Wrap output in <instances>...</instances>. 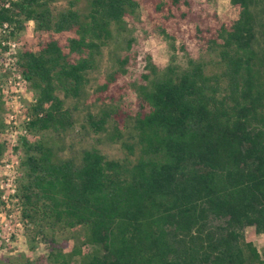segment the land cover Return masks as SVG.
<instances>
[{"label":"trees","instance_id":"16d2710c","mask_svg":"<svg viewBox=\"0 0 264 264\" xmlns=\"http://www.w3.org/2000/svg\"><path fill=\"white\" fill-rule=\"evenodd\" d=\"M58 1L0 0V49L18 43L15 69L33 93L13 147L15 196L30 249H45L15 264H263L244 228L264 238V0H228L236 16L212 13V24L190 0ZM141 8L143 38L156 31L173 51L191 26L201 54L179 64L171 53L162 67L145 54L133 96L121 97ZM28 21L32 41L19 38ZM104 48L114 66L78 116ZM4 113L0 94V132ZM77 122L121 155L68 150Z\"/></svg>","mask_w":264,"mask_h":264},{"label":"rangeland","instance_id":"374dc122","mask_svg":"<svg viewBox=\"0 0 264 264\" xmlns=\"http://www.w3.org/2000/svg\"><path fill=\"white\" fill-rule=\"evenodd\" d=\"M191 7L194 11L199 13L202 16L208 17V20L211 24L215 21L211 17L212 13H214L217 19L221 22H227L233 19L236 16V9L228 3V0H190ZM64 1H58L55 3L56 6H63ZM139 21L133 23V36L134 42L131 45V54H134L132 57L133 60L130 61L128 65H126L125 73L117 79V83L120 86L119 94L121 97H126L122 92L125 91L128 95V98L133 96V89L131 83L138 81V75L143 72V56L145 54H149L151 60L162 67L168 63L170 54H175L176 62L179 64H183L185 60V53L191 57H196L198 54H201V50L197 45V42L192 37V28L191 26H181L180 33H176L177 37L174 40L175 49L172 51L168 43L158 34L156 31H151L146 34V37L143 38L145 34V28L148 29L151 27V22L147 20L146 11L144 9H140L139 12ZM33 25L31 22H27L25 28L19 33V38L24 41H32L35 40L37 36L36 32L33 31ZM144 31V32H143ZM2 36L0 35V42L2 41ZM184 46V51H180L179 46ZM18 46V43H16ZM109 48H104L101 52V56L97 57L96 66L94 69L88 74V95L84 99H80L77 103V114L80 116L86 109V105L92 103L91 96V88L95 86L97 83L102 81V78L105 73H107L114 66V62L112 61V57ZM185 52V53H184ZM3 51L0 49V66L3 61ZM9 71L3 70L0 67V84H3L4 79L8 77ZM11 89L12 87H8ZM23 98L26 102L28 98L32 96V91L29 89L28 85L25 84L23 87ZM61 97V94L58 95ZM126 99V98H125ZM72 102V101H71ZM71 102L67 101V103L71 104ZM73 105V104H72ZM80 122V121H79ZM75 125L72 131H69L65 134L64 144L66 145L68 150L73 152L79 151L81 148H88L90 146H95L100 151L105 154L107 157H118L121 155L120 151L117 147L108 144L107 141L96 138V136L87 134L81 129L78 125ZM68 153V152H67ZM76 153H74L75 155ZM1 178V173H0ZM9 213L11 224L18 221L21 222L18 210L15 211L14 205L10 204ZM8 213V212H7ZM2 218V217H1ZM0 218V219H1ZM73 244L72 240L69 239L64 243V250L67 247H70ZM30 244L24 236V230L21 226L19 231H16V235L12 236L11 243L8 244L4 249L0 248V264L12 263L15 264L19 262L24 257L35 258L36 256H43L45 254V249L40 242L35 243L34 249H30ZM90 249V247H86ZM39 264H49L45 260L39 262Z\"/></svg>","mask_w":264,"mask_h":264},{"label":"built area","instance_id":"2783aa9c","mask_svg":"<svg viewBox=\"0 0 264 264\" xmlns=\"http://www.w3.org/2000/svg\"><path fill=\"white\" fill-rule=\"evenodd\" d=\"M7 5V2L4 4ZM6 27L5 23L0 26V35L2 29ZM8 47L3 51V61L1 66L3 70L9 71L8 77L0 84V94L3 100L5 113L3 115L4 129L0 132V140L5 142V150L0 158V248L4 249L11 243L13 235L19 231L22 224L16 221L11 224L9 213L10 204L14 205L15 211L19 205L15 196V184L19 172L20 154L14 151L13 147L19 143L20 138L27 135L25 124L28 116L25 113L26 104L32 101V97L25 101L23 87L25 80L17 73L12 53L15 52L16 43L13 41L5 42ZM8 87H12L9 89ZM8 212V213H7Z\"/></svg>","mask_w":264,"mask_h":264},{"label":"crops","instance_id":"0c3cea01","mask_svg":"<svg viewBox=\"0 0 264 264\" xmlns=\"http://www.w3.org/2000/svg\"><path fill=\"white\" fill-rule=\"evenodd\" d=\"M244 237L247 241L252 242L257 250H260L264 246L263 236L261 234H256L252 226H246L244 228Z\"/></svg>","mask_w":264,"mask_h":264}]
</instances>
